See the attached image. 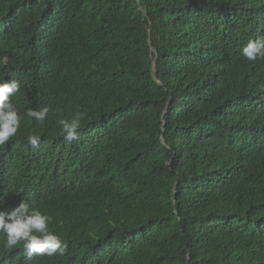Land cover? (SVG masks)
I'll return each mask as SVG.
<instances>
[{
    "label": "trees",
    "instance_id": "obj_1",
    "mask_svg": "<svg viewBox=\"0 0 264 264\" xmlns=\"http://www.w3.org/2000/svg\"><path fill=\"white\" fill-rule=\"evenodd\" d=\"M257 37L264 0H0L24 116L0 211L26 200L68 246H0V264H264V59L241 55Z\"/></svg>",
    "mask_w": 264,
    "mask_h": 264
},
{
    "label": "clouds",
    "instance_id": "obj_2",
    "mask_svg": "<svg viewBox=\"0 0 264 264\" xmlns=\"http://www.w3.org/2000/svg\"><path fill=\"white\" fill-rule=\"evenodd\" d=\"M241 55L251 62L264 59V37L249 40L241 49ZM20 87V82L16 79L11 82L0 81V149L17 135L24 119L11 102ZM51 111L50 107L45 106L40 110L29 109L26 115L42 123ZM83 119L84 114L77 113L70 120H59L65 142L70 143L78 139ZM26 139L33 147L40 143V137L36 134L29 135ZM11 209L0 211V246L3 249L10 250L22 246L28 260L38 256H63L68 251V246L62 242L61 237L50 231L49 225L53 219L50 215L30 206L26 200Z\"/></svg>",
    "mask_w": 264,
    "mask_h": 264
},
{
    "label": "water",
    "instance_id": "obj_3",
    "mask_svg": "<svg viewBox=\"0 0 264 264\" xmlns=\"http://www.w3.org/2000/svg\"><path fill=\"white\" fill-rule=\"evenodd\" d=\"M154 68H155V63H154Z\"/></svg>",
    "mask_w": 264,
    "mask_h": 264
}]
</instances>
